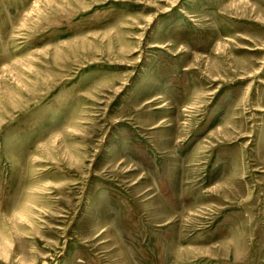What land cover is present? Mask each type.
Returning <instances> with one entry per match:
<instances>
[{
	"label": "rangeland",
	"instance_id": "374dc122",
	"mask_svg": "<svg viewBox=\"0 0 264 264\" xmlns=\"http://www.w3.org/2000/svg\"><path fill=\"white\" fill-rule=\"evenodd\" d=\"M0 264H264V0H0Z\"/></svg>",
	"mask_w": 264,
	"mask_h": 264
}]
</instances>
